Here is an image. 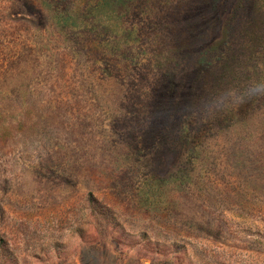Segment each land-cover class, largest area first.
<instances>
[{"label":"rangeland","instance_id":"rangeland-1","mask_svg":"<svg viewBox=\"0 0 264 264\" xmlns=\"http://www.w3.org/2000/svg\"><path fill=\"white\" fill-rule=\"evenodd\" d=\"M252 6L0 0V264H264Z\"/></svg>","mask_w":264,"mask_h":264},{"label":"trees","instance_id":"trees-1","mask_svg":"<svg viewBox=\"0 0 264 264\" xmlns=\"http://www.w3.org/2000/svg\"><path fill=\"white\" fill-rule=\"evenodd\" d=\"M216 3H218V0H216ZM259 4H260V0L259 1L253 0L252 10L254 11L256 15L258 12L263 11V7L259 6ZM239 5H242V6H239L236 11H238L241 14L248 12L246 3L243 4L241 2ZM215 7H216V4H215ZM226 34L228 35V31L226 32ZM256 37L258 36L255 33H252L248 41V46H249L248 50L251 51L250 52L251 54H253V52L255 51V49H253V47H256L255 44L256 45L259 44L258 40L255 43ZM228 45H230L229 40L225 41L224 43L225 47H217V48H214L213 50L210 49L211 51L208 50L202 53L203 57L201 56L198 57L199 65H200L199 70L204 75L212 74L213 76L212 84L215 83L214 86L215 88L217 87L218 91L221 90V86H222V83L225 82V78L227 76H232L235 74L234 73L235 71L231 69L232 63H230V60H229L230 51H232V49L231 47H228ZM231 82H233V79L228 81L227 84Z\"/></svg>","mask_w":264,"mask_h":264}]
</instances>
